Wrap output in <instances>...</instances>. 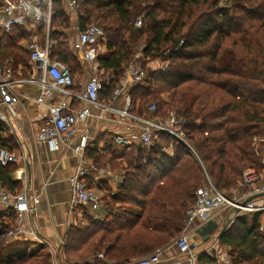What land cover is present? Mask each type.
Returning <instances> with one entry per match:
<instances>
[{
    "label": "trees",
    "instance_id": "obj_1",
    "mask_svg": "<svg viewBox=\"0 0 264 264\" xmlns=\"http://www.w3.org/2000/svg\"><path fill=\"white\" fill-rule=\"evenodd\" d=\"M80 8V31L99 21L105 32L107 49L99 66L113 77L100 99L109 102L144 45L145 58L169 66L149 70L144 84L131 87L132 113L143 116L155 106L156 117L175 112L185 121L188 146L159 134L172 154L160 144L120 146L111 137L102 150L98 145L85 150V158L101 168L107 160L122 183L107 203L111 220L84 216L82 226L70 228L64 256L72 264H104L99 254L112 264H127L173 244L208 181L228 194L247 168L264 176L253 147L256 137H264V0H85ZM67 10L64 0H54L51 58L66 65L74 78L81 68L69 34L62 31L74 27ZM29 36L22 26L1 33L0 62L28 69L24 44ZM17 169L0 165V187L22 190L14 179ZM15 220L0 214V233H7ZM260 223L259 213L239 214L221 234L219 244L232 264H264ZM30 249L18 242L0 251V264H52L50 253L37 258ZM198 264L213 260L204 255Z\"/></svg>",
    "mask_w": 264,
    "mask_h": 264
},
{
    "label": "built area",
    "instance_id": "obj_2",
    "mask_svg": "<svg viewBox=\"0 0 264 264\" xmlns=\"http://www.w3.org/2000/svg\"><path fill=\"white\" fill-rule=\"evenodd\" d=\"M84 1L69 0L66 7L75 13ZM53 6L54 0H0V34H10L15 26H22L43 31L46 38V44H40L35 38L25 47L30 55L31 72L28 77L16 76L11 65L0 63V165L8 167L16 165L20 160L7 144L8 138L14 134L8 113L14 116L15 106L28 101L20 92L27 87L39 91L35 103L38 106H45L48 112L47 122L37 134V142L48 143L55 151H58L60 145L65 144L67 138L74 134L78 125L87 121L93 107L116 113L119 116L118 124L130 129L131 133L115 137L117 145L136 144L143 148H151L155 144H160L162 151L169 153L171 147L163 145L159 139V134H166L188 146L184 132L185 121L175 112L168 113L164 119L155 116V106L149 107L143 116L132 113L131 87L144 84L147 78V71L135 61L125 69L109 102L100 99L99 94L109 82L100 74L99 59L107 48L104 28L99 23H91L83 31H80L77 25L74 26L78 33L72 42V48L80 54L86 64L94 66V75L80 94L72 91L75 80L69 69L51 58L49 36ZM136 26L141 28L142 22L137 21ZM140 56L141 54L136 55L135 59H139ZM168 66L167 63L158 64L159 69L163 70ZM69 100L82 104L83 107L73 109ZM119 101H122L123 106L120 110L114 107ZM253 142L254 152L264 164V138L256 137ZM86 144L84 138L74 148L75 154L80 158V165L69 179L72 192L70 209L83 206L93 215L102 208V202L89 186V180L106 177V171L85 158ZM14 179L21 181L23 172L16 171ZM38 204L39 197L31 196L27 187L15 193L0 187V214L8 218L14 215L16 218L15 224L7 233H0V242L22 241L26 234V220L30 214L36 212ZM227 209H239L240 214H261L260 231L264 234V179L256 168H247L238 187L228 194L216 189L211 181L197 192L195 202L188 209L182 234L173 242L182 255L191 256V264L197 262L191 246L192 235L189 232L192 223L199 219L201 223L198 229L212 220L215 211ZM162 253L163 250H157L152 256L127 264H160ZM97 258L104 261V264H112L103 254L97 255Z\"/></svg>",
    "mask_w": 264,
    "mask_h": 264
},
{
    "label": "crops",
    "instance_id": "obj_3",
    "mask_svg": "<svg viewBox=\"0 0 264 264\" xmlns=\"http://www.w3.org/2000/svg\"><path fill=\"white\" fill-rule=\"evenodd\" d=\"M64 1L67 4L69 0ZM75 53L80 60L81 73L74 75L75 86L72 91L75 94H80L94 75V66L86 64L80 54ZM105 53L106 51L102 56ZM14 71L16 74V70ZM100 74L102 78L111 82L112 74L106 73L102 69H100ZM20 92L28 98V101L15 106L14 116L8 113L14 134L8 138L7 144L20 159L15 166L18 168L17 171L23 172V179L17 180L21 183L22 190L27 187L31 196L39 197L36 212L30 214L26 220V234L21 242H25L29 246L32 244L30 249L32 254H36V251L39 254L47 249L50 250L49 253L56 255V264H62L61 255L65 258L64 250L70 228L82 226L84 216H89L97 221L111 220L113 210L109 209L107 203L110 196L117 193V189L122 183V176L114 174L106 160L105 166L102 167L106 171V177L89 180V186L100 198L102 208L93 215L83 206H77L71 210L72 192L69 179L80 165V158L74 152L75 146L86 138V148L98 145L99 150H102L106 147L108 138L115 139L118 135L125 136L131 132L129 128L118 124L119 116L116 113L93 107L90 109L91 115L87 121L78 125L74 134L67 138L65 144L60 145L58 151H55L48 143L39 144L36 139L48 117L47 108L35 103L39 91L36 88L27 87ZM69 102L73 109L83 107L82 104L73 103L72 100ZM114 107L122 109V101L117 102ZM168 154H172V150ZM262 177L264 176L262 175ZM226 217L227 212L223 210L213 213L212 220L219 224V230L212 234L210 240L205 243L195 233L201 221L196 219L192 223L189 232L194 242L193 254L197 257L196 264H198L199 257L204 255L211 258L213 264H232L227 249L219 244V237L233 223L231 221L224 229ZM10 243L1 241L0 250ZM61 245L63 250L60 248ZM190 257V255H182L178 248L172 244L163 250L160 264H191Z\"/></svg>",
    "mask_w": 264,
    "mask_h": 264
},
{
    "label": "rangeland",
    "instance_id": "obj_4",
    "mask_svg": "<svg viewBox=\"0 0 264 264\" xmlns=\"http://www.w3.org/2000/svg\"><path fill=\"white\" fill-rule=\"evenodd\" d=\"M224 4H226L225 2H223V4L222 5H224ZM65 6H66V4H65ZM80 11H82V9L81 8H79L78 10H77V12H70L69 10H67V12H68V14H69V18H70V21L73 23V25L75 26L76 24H77V22H78V14H79V12ZM93 22V21H92ZM94 23V22H93ZM95 23H100L99 21L98 22H95ZM100 25L103 27V25L100 23ZM25 29H26V31L30 34V36L28 37V39H27V42H25V44H24V46L26 47V45H27V43L28 42H31V41H33L35 38L40 42V44H46V38H45V32H43V31H40V30H35V28H31V27H24ZM63 32H66L67 34H69V38L71 39L70 41L71 42H73V40H74V38H75V36L77 35V30H75L74 29V27L71 29V30H62ZM49 39H50V36H49ZM50 46H51V43H50ZM138 54H141V56H140V58L139 59H135V58H137V57H135L136 55H138ZM7 61V60H6ZM136 62L137 63V65H139V66H141V67H143L147 72L149 71V70H151V69H155V68H158V64H159V61H155V60H151V59H149V58H145L144 57V45L143 46H141L139 49H137L136 50V53H135V55H134V57H133V59H132V61L126 66V68L125 69H127L130 65H131V63H133V62ZM1 63V62H0ZM4 64H7V62H5ZM11 66H13V65H11ZM30 66V65H29ZM14 67V66H13ZM14 70H16V76H20V77H22V78H26V77H28L29 75H30V72H31V68L29 67L28 69H23V68H21V67H18V68H16L15 69V67H14ZM223 211H225V212H227V216H228V214L231 212V210H229V209H227V210H223ZM227 218V217H226ZM233 221V220H232ZM64 242V241H63ZM21 244H23V243H21ZM16 246H18V242H11L10 244H8L4 249L2 248L0 251H4V253H6V252H8V251H10V250H12L14 247H16ZM24 246H25V244H24ZM30 247H32V244H30ZM60 248L62 249V245L60 246ZM21 250H27L26 249V246H25V248L24 247H21ZM36 250V249H35ZM38 251H39V249H37ZM63 250V249H62ZM49 252H50V250L48 251V249H47V251H43L42 253H40L39 252V254L37 253V251H36V254H33V255H45L46 256V253H48L49 254ZM53 253V252H52ZM51 254V253H50ZM55 253L52 255L51 254V257H52V264H56V258H55ZM39 256H37V258H38ZM61 257H62V261H63V263L62 264H72V262L71 261H69V260H67L66 258H64L62 255H61ZM36 258V260H39V259H37ZM138 260H140V259H138ZM231 261V260H230ZM232 263V262H231Z\"/></svg>",
    "mask_w": 264,
    "mask_h": 264
},
{
    "label": "water",
    "instance_id": "obj_5",
    "mask_svg": "<svg viewBox=\"0 0 264 264\" xmlns=\"http://www.w3.org/2000/svg\"><path fill=\"white\" fill-rule=\"evenodd\" d=\"M239 214H240L239 209H232L226 218V223H225L224 229H226L227 226L229 225V223ZM218 230H219V224L216 221L211 220L208 223H206L205 225L198 228L195 233H196V236L200 237L203 240V243H205V242L209 241L211 235L214 234L215 232H217ZM193 243L194 242L192 240V242H191L192 249L195 248L193 246Z\"/></svg>",
    "mask_w": 264,
    "mask_h": 264
}]
</instances>
